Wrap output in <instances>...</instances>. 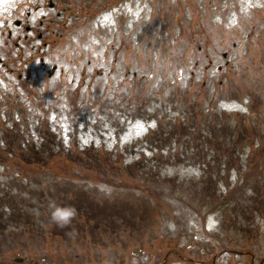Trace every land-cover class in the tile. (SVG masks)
<instances>
[{"label": "rangeland", "instance_id": "1", "mask_svg": "<svg viewBox=\"0 0 264 264\" xmlns=\"http://www.w3.org/2000/svg\"><path fill=\"white\" fill-rule=\"evenodd\" d=\"M54 1L75 15L63 31L54 19L63 34L47 40L56 77L33 62L24 90L0 71L1 105L27 101L46 120L6 131V145L0 131V164L20 170L11 147L32 159L77 145L83 158L50 162L63 178L37 170L22 184L1 167L0 264H264V0ZM122 110L136 122L123 126ZM199 135L218 147L193 151ZM217 149L210 177L200 165ZM71 197L89 215L57 223L54 206L73 209Z\"/></svg>", "mask_w": 264, "mask_h": 264}, {"label": "clouds", "instance_id": "2", "mask_svg": "<svg viewBox=\"0 0 264 264\" xmlns=\"http://www.w3.org/2000/svg\"><path fill=\"white\" fill-rule=\"evenodd\" d=\"M75 214V210L71 208L55 207L52 213L54 221L60 224H68Z\"/></svg>", "mask_w": 264, "mask_h": 264}, {"label": "trees", "instance_id": "3", "mask_svg": "<svg viewBox=\"0 0 264 264\" xmlns=\"http://www.w3.org/2000/svg\"><path fill=\"white\" fill-rule=\"evenodd\" d=\"M52 155H53V154H52ZM52 155H51V156H52ZM53 157H54V156H52V158H53ZM35 162L39 163L40 160H39V159H36ZM28 165H31V164L28 163ZM40 169H42V168H40ZM81 208H82V207H80V208L78 209L79 212H80Z\"/></svg>", "mask_w": 264, "mask_h": 264}]
</instances>
